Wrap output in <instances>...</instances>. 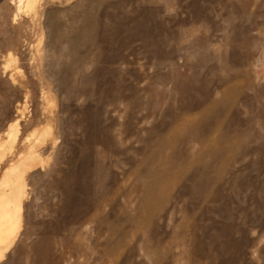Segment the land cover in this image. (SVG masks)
<instances>
[{
  "label": "rangeland",
  "instance_id": "1",
  "mask_svg": "<svg viewBox=\"0 0 264 264\" xmlns=\"http://www.w3.org/2000/svg\"><path fill=\"white\" fill-rule=\"evenodd\" d=\"M36 1L0 0V264H264V0Z\"/></svg>",
  "mask_w": 264,
  "mask_h": 264
},
{
  "label": "bare ground",
  "instance_id": "2",
  "mask_svg": "<svg viewBox=\"0 0 264 264\" xmlns=\"http://www.w3.org/2000/svg\"><path fill=\"white\" fill-rule=\"evenodd\" d=\"M36 2V0H17L18 13L35 9ZM19 120V118L15 119L7 131L8 136L13 140L19 134ZM25 159L27 158L25 157ZM23 163L26 164V162ZM23 163L12 164L0 180V257L14 241L23 221V201L27 191L25 179V170L27 171V169L23 170Z\"/></svg>",
  "mask_w": 264,
  "mask_h": 264
}]
</instances>
